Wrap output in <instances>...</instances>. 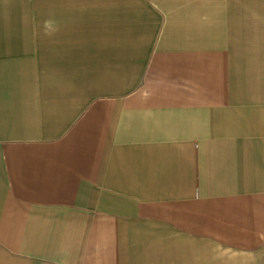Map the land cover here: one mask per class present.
I'll return each instance as SVG.
<instances>
[{
  "label": "crops",
  "instance_id": "0c3cea01",
  "mask_svg": "<svg viewBox=\"0 0 264 264\" xmlns=\"http://www.w3.org/2000/svg\"><path fill=\"white\" fill-rule=\"evenodd\" d=\"M0 264H264V0H0Z\"/></svg>",
  "mask_w": 264,
  "mask_h": 264
}]
</instances>
